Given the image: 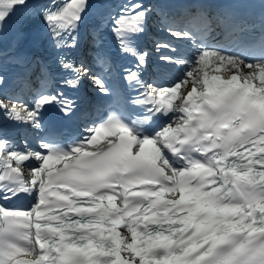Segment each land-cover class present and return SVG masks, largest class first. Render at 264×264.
I'll list each match as a JSON object with an SVG mask.
<instances>
[{
    "label": "snow or ice",
    "instance_id": "6c2138e0",
    "mask_svg": "<svg viewBox=\"0 0 264 264\" xmlns=\"http://www.w3.org/2000/svg\"><path fill=\"white\" fill-rule=\"evenodd\" d=\"M30 7L29 0H0V26ZM42 7L57 46L77 47L72 33L88 0L56 11ZM147 15L142 3L122 7L113 32L121 52L136 61L125 69L139 92L134 103L146 119L169 122L148 133L137 121L112 116L85 128L67 148L0 137V196L35 198L29 209L0 207V264H264V60L245 63L201 48L188 60L161 57L189 69L174 82L146 83L140 70L147 53L137 51L134 39ZM210 64L230 70L218 74ZM60 66L72 76L68 86L91 77L111 94L87 65L61 58ZM57 104L66 115L73 106L62 91H41L31 105L0 98V112L39 128L42 112Z\"/></svg>",
    "mask_w": 264,
    "mask_h": 264
},
{
    "label": "bare ground",
    "instance_id": "6f19581e",
    "mask_svg": "<svg viewBox=\"0 0 264 264\" xmlns=\"http://www.w3.org/2000/svg\"><path fill=\"white\" fill-rule=\"evenodd\" d=\"M209 67L210 68H212L211 67V64L209 65ZM221 69H223V68H225V69H228V68H230V66H225V67H220ZM250 69H247V68H245V69H243V71H245V72H248Z\"/></svg>",
    "mask_w": 264,
    "mask_h": 264
}]
</instances>
